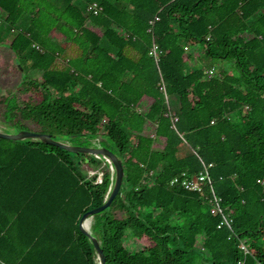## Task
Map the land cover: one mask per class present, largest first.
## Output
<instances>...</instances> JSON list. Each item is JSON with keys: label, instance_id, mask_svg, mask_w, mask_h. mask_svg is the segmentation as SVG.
<instances>
[{"label": "trees", "instance_id": "obj_1", "mask_svg": "<svg viewBox=\"0 0 264 264\" xmlns=\"http://www.w3.org/2000/svg\"><path fill=\"white\" fill-rule=\"evenodd\" d=\"M2 48L0 78L21 71L3 130L122 160L89 229L106 264H264V0H0ZM196 48L230 72L192 67ZM204 166L229 226L209 188L169 184ZM112 182L102 158L0 138V264H99L79 220Z\"/></svg>", "mask_w": 264, "mask_h": 264}, {"label": "water", "instance_id": "obj_2", "mask_svg": "<svg viewBox=\"0 0 264 264\" xmlns=\"http://www.w3.org/2000/svg\"><path fill=\"white\" fill-rule=\"evenodd\" d=\"M0 138L9 139V140H25V139L40 140L43 143L57 146L72 153H77V154L82 153L93 157L102 158L105 162L111 164L112 168H110V170L113 173V182L109 189L108 196L100 206L94 207L84 212L79 220V227L87 236H89V239L92 242L95 253L97 255V260L99 264H106L105 256L100 246V243L96 237L91 235L89 228H87L85 225V222L88 218L92 217L94 214L99 213L104 209L108 208L111 205L114 198L116 197V195L118 194L119 190L121 189L124 178L122 160L112 150H110L105 146L72 145L66 141L56 140L55 136L49 133L36 132L25 129L15 130L11 133L0 130Z\"/></svg>", "mask_w": 264, "mask_h": 264}, {"label": "rangeland", "instance_id": "obj_3", "mask_svg": "<svg viewBox=\"0 0 264 264\" xmlns=\"http://www.w3.org/2000/svg\"><path fill=\"white\" fill-rule=\"evenodd\" d=\"M192 54L194 59L191 63L192 67H211L214 73L230 72L231 70L230 64L216 58L205 57L199 48L194 49ZM0 55L2 56L3 61L12 60V54L7 48L0 49ZM20 78H21V71L5 70V74L0 78V94H5L6 92L14 89L16 84L19 82ZM0 130L9 133L13 132L11 130L10 131L3 130L1 126H0ZM66 142L78 146L99 145L97 139H93V140L78 139V140H70ZM88 170L90 174H93L92 172L94 171L92 169L91 170L88 169ZM91 222H92V217L88 218L85 222L86 227L89 229ZM126 242L130 247V249L140 248L141 246L136 242V240L134 241L132 237H128L126 239Z\"/></svg>", "mask_w": 264, "mask_h": 264}, {"label": "built area", "instance_id": "obj_4", "mask_svg": "<svg viewBox=\"0 0 264 264\" xmlns=\"http://www.w3.org/2000/svg\"><path fill=\"white\" fill-rule=\"evenodd\" d=\"M92 8L95 9L96 5L94 4ZM157 53H158L157 46L154 45L152 49V54L156 59H157ZM206 74L208 76H211L214 74V72L212 69H207ZM173 121L174 122L177 121L176 116H174ZM108 164L110 165V168H112L111 164L110 163ZM96 181H99V177H96ZM169 184L170 186L181 187L184 190L197 192L202 195H203V190H205V188H209L210 195L209 197H207V199L210 204L211 213L219 214L222 216V222L218 225V228H220L222 224L229 226V220L227 216L224 214V208L221 205V198L218 197L212 190L211 179L209 177L207 166H204L201 172L193 176H187V174L184 172L179 176L178 175L174 176L172 179H170Z\"/></svg>", "mask_w": 264, "mask_h": 264}, {"label": "crops", "instance_id": "obj_5", "mask_svg": "<svg viewBox=\"0 0 264 264\" xmlns=\"http://www.w3.org/2000/svg\"><path fill=\"white\" fill-rule=\"evenodd\" d=\"M213 70V69H212ZM97 158V157H96Z\"/></svg>", "mask_w": 264, "mask_h": 264}]
</instances>
